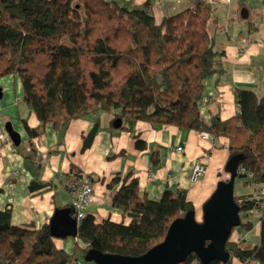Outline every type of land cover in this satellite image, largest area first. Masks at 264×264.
Listing matches in <instances>:
<instances>
[{
  "label": "trees",
  "instance_id": "16d2710c",
  "mask_svg": "<svg viewBox=\"0 0 264 264\" xmlns=\"http://www.w3.org/2000/svg\"><path fill=\"white\" fill-rule=\"evenodd\" d=\"M143 6L127 8L117 0H0V77L15 75L22 100L40 122L39 128L21 125L28 137L25 155L34 169L32 139L45 123L67 125L93 108L120 119V130L132 132L137 121L173 125L227 139V162L240 167L243 184L261 187L259 197L234 194L239 226L250 231V210L258 215V242L225 243L231 264L256 260L264 264V94L233 88L239 111L221 120L218 114L204 121L199 115L203 82L227 72L223 48L216 46L215 8L206 0L156 22ZM98 130L95 121L83 137L89 147ZM135 138V145L144 143ZM72 168V167H71ZM115 173L109 187L118 185L111 205L122 220L96 221L86 214L77 222L70 253L57 248L48 223L24 228L11 223V210H0V264H69L83 259L88 249L102 253L139 256L163 240L172 220L194 210L186 191L165 188L157 200L141 194L136 178ZM50 186L34 179L28 189ZM262 192V193H261ZM68 207L70 206L67 205ZM124 219H128L124 223ZM68 238V237H66ZM207 244V242H205ZM202 264L191 253L178 264Z\"/></svg>",
  "mask_w": 264,
  "mask_h": 264
},
{
  "label": "crops",
  "instance_id": "0c3cea01",
  "mask_svg": "<svg viewBox=\"0 0 264 264\" xmlns=\"http://www.w3.org/2000/svg\"><path fill=\"white\" fill-rule=\"evenodd\" d=\"M117 1L127 8L148 3V12L159 22L164 16L184 9L193 0ZM206 1L215 8L216 23L219 17L223 20L225 35L220 40L224 51L221 59L226 64L227 72L221 78L214 74L203 82L199 115L204 121L213 114L225 120L239 111L233 88L257 91L259 78L253 67L264 63V23L245 0ZM236 8L239 13L235 11ZM254 15L257 23L252 19ZM0 89V126L4 127L6 122H10L20 138L17 146L11 141L10 144L0 141V210L10 208L13 225L38 228L48 223L55 209L68 207L70 203L66 182L81 177L89 178L94 188L93 201L86 214L93 215L96 221H121L120 211L111 205L112 194L118 188V185L109 187L115 173L121 177L130 174L129 179L136 178L139 192L151 200H157L165 188L184 189L198 220L203 202L216 183L226 179V138L213 139L208 136L203 139L199 132L193 130L143 121H137L132 132H128L114 128L111 115L98 108H93L85 117L72 120L65 126L45 123L42 134L32 139L34 160L39 164V168L34 169L24 158L29 152V144L21 121H25L30 128H39L40 122L23 102L22 86L17 76L0 77ZM95 121L98 130L90 146L83 150V137ZM135 135L144 143L143 147L135 145ZM176 147H181V151L177 152ZM196 160L205 164V173L197 183H191L190 168ZM34 179L50 186L30 192L28 184ZM248 218L253 223L251 230L238 232L243 235L245 244L253 245L258 242V216L254 218L249 214ZM123 221L127 223L128 219ZM53 242L57 248L70 253L74 238H54ZM70 264L94 263L75 260ZM231 264H242V261L234 258Z\"/></svg>",
  "mask_w": 264,
  "mask_h": 264
},
{
  "label": "water",
  "instance_id": "95a60500",
  "mask_svg": "<svg viewBox=\"0 0 264 264\" xmlns=\"http://www.w3.org/2000/svg\"><path fill=\"white\" fill-rule=\"evenodd\" d=\"M1 95L0 89V98ZM120 124L118 118L112 122L114 128ZM4 129L12 144L17 146L19 134L10 122L5 123ZM224 170L228 177L219 180L203 202L200 220L196 219L194 210L175 218L169 224L163 240L139 256L108 254L91 248L84 253L83 260L94 264H178L193 253L202 264L212 260L225 263L229 258L225 243L229 241L232 229L240 223L239 206L234 201V179L245 177V174H238L232 162L226 163ZM48 227L54 238L75 237L77 233V221L69 207L55 209Z\"/></svg>",
  "mask_w": 264,
  "mask_h": 264
},
{
  "label": "built area",
  "instance_id": "2783aa9c",
  "mask_svg": "<svg viewBox=\"0 0 264 264\" xmlns=\"http://www.w3.org/2000/svg\"><path fill=\"white\" fill-rule=\"evenodd\" d=\"M174 1H178V0H174ZM255 1L261 2L264 0H255ZM199 136L203 139L208 138V134L204 132H200ZM0 141H5L6 143L9 144L11 143L7 132L2 126H0ZM175 150L177 152H180L181 147H176ZM238 172L243 173L244 172L243 168L240 167L238 169ZM204 173H205V164L200 160H196L195 162L192 163L190 168V173H189L190 182L197 183ZM65 188L70 195L69 208L71 210V214L78 222L86 215V210L93 201V196H94L93 185L89 180V178L81 177L79 179H75V178L69 179L65 184ZM253 212L260 213V210L254 209L249 211V213H253ZM242 240H243V235L240 232H238L235 229L231 231L229 235V241L238 243L241 242ZM242 264H260V263L256 260H246L242 262Z\"/></svg>",
  "mask_w": 264,
  "mask_h": 264
},
{
  "label": "rangeland",
  "instance_id": "374dc122",
  "mask_svg": "<svg viewBox=\"0 0 264 264\" xmlns=\"http://www.w3.org/2000/svg\"><path fill=\"white\" fill-rule=\"evenodd\" d=\"M247 6H249L250 8L254 9L257 11V16L261 17L264 23V2H252L251 0H245ZM237 13H239L240 11L238 10V8H236ZM218 13V11H217ZM218 15V14H217ZM257 17L254 15V17H252L253 21H255L256 23L258 22ZM219 22L217 23V30L215 33V39H216V46L220 48V40H222V38L224 37L223 35H225V31H224V25H223V20L219 17ZM233 32H231L232 34ZM264 60V59H263ZM255 72L257 73V76L259 78L258 80V88H257V95L261 96L264 94V63H260V65L258 64V66L253 67ZM228 177V174H226V178ZM261 187L257 186L256 188H254L253 184H243V178L240 177H236L234 179V187H233V192L234 194L237 195H246V194H250L252 195V197H259L260 196V191ZM251 214V216H254V218H256L259 213L257 212H253V213H249ZM248 214V215H249ZM200 220V219H198ZM238 231V230H237ZM251 235V234H250ZM250 239L251 236H250ZM82 262H85L80 256L79 259ZM73 262V261H72ZM71 263V262H70ZM69 263V264H70Z\"/></svg>",
  "mask_w": 264,
  "mask_h": 264
}]
</instances>
